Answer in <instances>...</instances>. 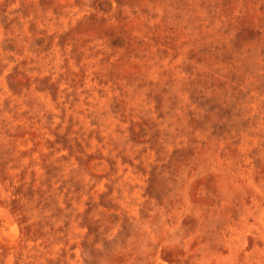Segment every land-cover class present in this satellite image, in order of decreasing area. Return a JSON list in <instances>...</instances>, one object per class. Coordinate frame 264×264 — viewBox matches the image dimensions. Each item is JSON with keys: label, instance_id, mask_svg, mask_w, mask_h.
I'll list each match as a JSON object with an SVG mask.
<instances>
[{"label": "rangeland", "instance_id": "1", "mask_svg": "<svg viewBox=\"0 0 264 264\" xmlns=\"http://www.w3.org/2000/svg\"><path fill=\"white\" fill-rule=\"evenodd\" d=\"M0 264H264V0H0Z\"/></svg>", "mask_w": 264, "mask_h": 264}]
</instances>
